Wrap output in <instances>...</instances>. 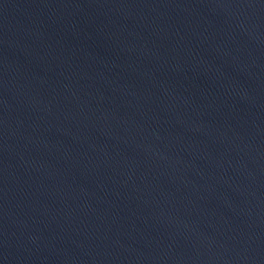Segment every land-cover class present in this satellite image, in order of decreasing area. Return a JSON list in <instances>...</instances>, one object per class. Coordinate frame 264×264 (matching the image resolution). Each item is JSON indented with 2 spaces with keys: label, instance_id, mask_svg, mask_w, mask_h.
I'll list each match as a JSON object with an SVG mask.
<instances>
[{
  "label": "water",
  "instance_id": "95a60500",
  "mask_svg": "<svg viewBox=\"0 0 264 264\" xmlns=\"http://www.w3.org/2000/svg\"><path fill=\"white\" fill-rule=\"evenodd\" d=\"M0 264H264V0H0Z\"/></svg>",
  "mask_w": 264,
  "mask_h": 264
}]
</instances>
